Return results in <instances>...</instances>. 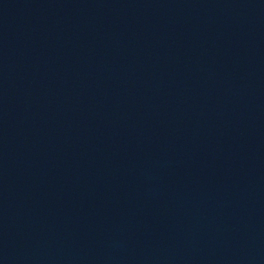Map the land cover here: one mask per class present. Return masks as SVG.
Wrapping results in <instances>:
<instances>
[{
  "label": "water",
  "instance_id": "95a60500",
  "mask_svg": "<svg viewBox=\"0 0 264 264\" xmlns=\"http://www.w3.org/2000/svg\"><path fill=\"white\" fill-rule=\"evenodd\" d=\"M0 264H264V0H0Z\"/></svg>",
  "mask_w": 264,
  "mask_h": 264
}]
</instances>
